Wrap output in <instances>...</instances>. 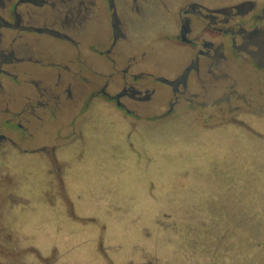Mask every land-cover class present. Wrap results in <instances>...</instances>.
Here are the masks:
<instances>
[{"label":"rangeland","instance_id":"374dc122","mask_svg":"<svg viewBox=\"0 0 264 264\" xmlns=\"http://www.w3.org/2000/svg\"><path fill=\"white\" fill-rule=\"evenodd\" d=\"M161 5L154 2L156 19L141 22L147 29L126 54L178 59L180 49L163 39L174 27L164 12L172 10ZM44 48L58 70L52 53L66 48ZM67 49L92 53L87 45ZM62 78L66 87L71 77ZM27 80L13 86L17 94H34L39 79ZM102 82L110 95L122 86L118 74ZM25 102L19 97L10 108L18 113ZM127 108L91 101L89 92L71 106L38 112L30 126L24 115L0 118V132L19 142L0 149V264H264V117L242 118L248 127L211 126L199 119L227 112L196 108L138 122L163 108ZM40 147L48 152L31 151Z\"/></svg>","mask_w":264,"mask_h":264},{"label":"flooded vegetation","instance_id":"af4514ba","mask_svg":"<svg viewBox=\"0 0 264 264\" xmlns=\"http://www.w3.org/2000/svg\"><path fill=\"white\" fill-rule=\"evenodd\" d=\"M102 1L107 7L100 6ZM155 1L172 10L164 12L174 27L170 37L163 39L172 41L181 51L174 63H155L153 52L125 53L136 37L144 35L147 28L141 22L156 19ZM155 1L0 0L1 114L24 115L30 126L32 120L40 119L38 112L52 113L66 101L71 106L74 96L80 99L81 94L90 92L91 101L96 97L109 99L125 113L130 112L129 105L143 114L150 108H163L158 117L135 120L138 122L167 120L173 113L196 108L227 112V118H200L203 124L208 123L204 125L248 127L242 118L262 119L264 0H179L177 7ZM46 44L66 48L58 56L52 53L59 59L52 65L58 70L51 69L53 57L48 53L52 51L44 48ZM82 45L89 46L92 53L88 57L70 55L67 48L74 46L78 51ZM82 71L86 76H81ZM116 74L122 86L110 95L107 82L102 81ZM64 75L71 77L66 87ZM34 76L42 77L32 82L34 94H17L13 86L18 81L26 84L27 78ZM156 83L166 86L167 91L159 94ZM22 94L26 102L15 113L10 104L19 97L22 100ZM18 126L22 129V125ZM29 126L23 129L22 136L27 135ZM10 139L0 132V149L6 142L12 148L19 145ZM31 151L48 152L45 147Z\"/></svg>","mask_w":264,"mask_h":264},{"label":"crops","instance_id":"0c3cea01","mask_svg":"<svg viewBox=\"0 0 264 264\" xmlns=\"http://www.w3.org/2000/svg\"><path fill=\"white\" fill-rule=\"evenodd\" d=\"M36 78H38V79H42V77H40V76H36ZM42 81H44V80H42ZM0 115H1L0 118H4V117L6 116V114L3 115V114H1V113H0ZM146 122H147V121H146Z\"/></svg>","mask_w":264,"mask_h":264}]
</instances>
